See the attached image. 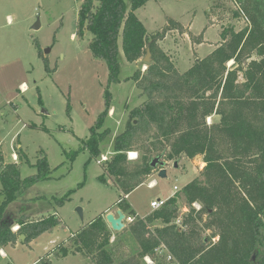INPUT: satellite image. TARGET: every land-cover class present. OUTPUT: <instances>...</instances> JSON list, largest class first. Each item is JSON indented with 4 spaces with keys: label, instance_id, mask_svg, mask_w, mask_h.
Segmentation results:
<instances>
[{
    "label": "trees",
    "instance_id": "1",
    "mask_svg": "<svg viewBox=\"0 0 264 264\" xmlns=\"http://www.w3.org/2000/svg\"><path fill=\"white\" fill-rule=\"evenodd\" d=\"M148 1L131 0L128 6L125 0H82L77 22V34L90 35V51L109 69L105 109L81 140L80 149L89 150L90 160L103 154L101 143L110 133L103 126L112 108L109 86L120 73V39L129 62L136 63L148 50L152 53L146 71L137 68L132 75L146 97L130 109L99 176L102 182L112 177L122 192L116 205L134 217L128 231L138 249L118 256L103 213L72 232L57 253L81 254L90 259L88 264H147L146 256L153 264H170L167 254L179 264H264V0H233L234 16L247 25L239 30L224 27L223 41L185 72L159 44L169 31H183L182 24L170 19L162 30L149 33L135 12ZM215 116L218 120L208 122ZM132 151H138L139 158L130 160ZM19 156L27 159L22 151ZM157 156L167 161L202 156L206 165L181 192L141 217L124 197L159 171L151 165ZM34 166L36 174L21 178L19 164L5 163L0 145L1 248L15 246L21 235L29 244L61 223L57 213L26 219L20 211L13 221L9 218L11 204L25 200L28 188L51 177L46 156ZM73 191L57 202L64 204ZM181 196L191 208L180 218ZM15 225L18 229L13 230Z\"/></svg>",
    "mask_w": 264,
    "mask_h": 264
},
{
    "label": "rangeland",
    "instance_id": "2",
    "mask_svg": "<svg viewBox=\"0 0 264 264\" xmlns=\"http://www.w3.org/2000/svg\"><path fill=\"white\" fill-rule=\"evenodd\" d=\"M81 2L0 0V145L4 160L18 163L23 179L37 173L34 165L43 155L52 170L49 179L26 190L25 200L10 205L8 215L11 221L21 215L20 211L26 219L53 213L61 217L56 228L29 244L18 240L15 246L2 248L5 254L0 253V264H88L90 259L81 254L59 256L58 245L97 216L104 213L105 218L109 211L120 209L116 202L122 192L114 179L107 177V182L99 179L104 173L100 159L103 155L111 156L114 139L125 129L130 109L144 101L146 96L137 88L132 75L137 68L146 71L148 63L143 61L144 57L138 63L129 62L120 39V73L118 81L109 86L112 108L103 126L110 133L101 143L103 154L90 160L89 150L80 149L81 140L89 136L91 126L105 109L109 69L105 61L95 58L90 51V35L77 34ZM125 2L130 6L131 0ZM235 9L233 0H150L135 12L151 34L162 30L170 19L182 24L183 31H169L159 44L179 71L185 72L196 59L205 57L223 41L224 27L239 30L247 25L244 18L234 16ZM38 19L41 26L33 29ZM23 83L28 89L21 90ZM214 120L218 117L208 118V122ZM20 151L27 154V159L20 158ZM129 153L130 160L139 158L138 151H134L135 159ZM205 165L202 156L169 161L165 166L166 177L155 171L129 194L128 201L145 216L153 211L152 199H166L172 192H181L199 177ZM154 179L157 184L149 187ZM71 190L74 191L70 199L60 205L57 199ZM190 208L181 196L180 218ZM125 222L127 226L113 231L111 240L112 244H118L119 257L138 249L128 231L129 222ZM16 228L18 225L12 227ZM159 254L161 260L162 253Z\"/></svg>",
    "mask_w": 264,
    "mask_h": 264
},
{
    "label": "water",
    "instance_id": "3",
    "mask_svg": "<svg viewBox=\"0 0 264 264\" xmlns=\"http://www.w3.org/2000/svg\"><path fill=\"white\" fill-rule=\"evenodd\" d=\"M40 26H41V24H40V21L38 19L37 22L33 25V29H39ZM151 60H152V53L150 50H148L147 55L143 58V61L146 63H150ZM167 163H168V161L163 159L162 156H157V157L153 158L151 165L155 169H159L158 175L160 177H166L167 176V170L165 169V166L167 165ZM177 164H178V162L176 163V166H177ZM77 210H78L80 216L83 218L82 208L79 207ZM126 218H127V215L122 209H117L116 212L109 211L105 216L107 223L110 225V227L113 231L123 230L127 226V224L125 222ZM20 240L24 241L25 235H21Z\"/></svg>",
    "mask_w": 264,
    "mask_h": 264
},
{
    "label": "built area",
    "instance_id": "4",
    "mask_svg": "<svg viewBox=\"0 0 264 264\" xmlns=\"http://www.w3.org/2000/svg\"><path fill=\"white\" fill-rule=\"evenodd\" d=\"M21 89H22V90H25L26 88L24 87V85H22V86H21ZM106 160H108V156H107V155H103L102 158L100 159V162L102 163V162H104V161H106ZM153 184H154V183L151 182V183H149V186H152ZM175 189L178 190V187H175ZM124 198H125V197H124ZM165 201H166L165 199H155V200H152V201H151L150 206H151V208H152L153 210H156V209L161 208V207L164 205ZM198 207L200 208V205H199ZM199 208H198V209H199ZM133 220H134V217L131 216V215H130V216L128 215L127 218H126V221H128V222H131V221H133ZM0 253H1V254H5L4 251H3V249L0 250ZM145 259L147 260L148 264H153V263H154L153 259H152L151 257H149V256H146ZM167 261H168L170 264H179V263L177 262V260L173 257V255H171V254H167Z\"/></svg>",
    "mask_w": 264,
    "mask_h": 264
},
{
    "label": "crops",
    "instance_id": "5",
    "mask_svg": "<svg viewBox=\"0 0 264 264\" xmlns=\"http://www.w3.org/2000/svg\"><path fill=\"white\" fill-rule=\"evenodd\" d=\"M202 44V43H201ZM136 63H138V61L136 62ZM20 86H22V84L20 85ZM22 90V89H21ZM14 161H17V158H15V154H14ZM169 162V161H168ZM158 173V172H157ZM152 182L154 183L152 186H149V184H148V186L149 187H154L156 184H157V181L154 179V180H152ZM121 192V191H120ZM176 193V192H175ZM174 192H172L171 193V195L170 196H168V197H166V199H168L169 197H171V196H173L174 194H175ZM129 196V194L128 195H125V201L130 205V207H131V209H133L139 216H141V217H145L144 215H141L134 207H133V205H132V203H130L129 201H128V197ZM165 199V200H166ZM152 200H155V199H152ZM107 210V209H106ZM105 210V211H106ZM109 210V209H108ZM112 212V211H111ZM149 214V213H148ZM126 215L128 216V214L126 213ZM4 248V247H3ZM2 249V248H1ZM4 251V250H3ZM5 253V252H4Z\"/></svg>",
    "mask_w": 264,
    "mask_h": 264
},
{
    "label": "bare ground",
    "instance_id": "6",
    "mask_svg": "<svg viewBox=\"0 0 264 264\" xmlns=\"http://www.w3.org/2000/svg\"><path fill=\"white\" fill-rule=\"evenodd\" d=\"M22 85H24V87H25L26 89H28L26 83H23ZM129 154H131V159H135V158H137V153H134V151L130 152ZM129 158H130V157H129ZM16 229H18V228H16Z\"/></svg>",
    "mask_w": 264,
    "mask_h": 264
}]
</instances>
